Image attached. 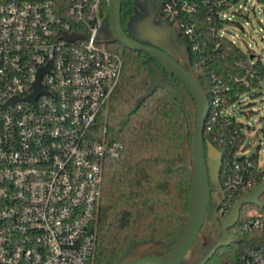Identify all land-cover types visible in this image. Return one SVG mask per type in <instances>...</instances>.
I'll list each match as a JSON object with an SVG mask.
<instances>
[{
    "label": "built area",
    "instance_id": "built-area-1",
    "mask_svg": "<svg viewBox=\"0 0 264 264\" xmlns=\"http://www.w3.org/2000/svg\"><path fill=\"white\" fill-rule=\"evenodd\" d=\"M108 1L0 0V264H88L93 256L91 222L103 165L123 150L119 141L90 136L123 67L120 56L97 37ZM240 1L159 0V17L185 41L198 74L208 78L205 125L228 128L215 132L213 140L220 145L244 137L231 158L223 156L221 218L241 198L235 197L238 192L264 180L260 143L255 159L253 153L241 154L252 127L231 114L243 94L231 93L215 70L217 59L235 48L245 59L236 62L240 76L231 80L246 90L264 80L259 57L227 36L229 15L242 16L241 6L231 11ZM256 1L264 14V0ZM73 35L78 37L72 40ZM36 84L42 93L30 101ZM230 96L236 99L232 104ZM232 120L242 126L229 128ZM257 132L264 136V125ZM259 199L263 207L252 204L239 214L230 235L264 236V193ZM224 264H264V237L258 246L244 247L237 263Z\"/></svg>",
    "mask_w": 264,
    "mask_h": 264
},
{
    "label": "trees",
    "instance_id": "trees-1",
    "mask_svg": "<svg viewBox=\"0 0 264 264\" xmlns=\"http://www.w3.org/2000/svg\"><path fill=\"white\" fill-rule=\"evenodd\" d=\"M135 0H122L120 20L123 30L129 17L133 14ZM157 14L160 15L159 0H153ZM108 7H105L107 18ZM184 44L185 41L180 39ZM108 49L118 54L123 67L120 79L109 102L100 111L96 123L90 131L93 139L107 142H121L123 150L114 160H106L103 165L100 197L96 206V213L91 222V231L95 235L94 253L88 264H112L113 254L121 253L133 242L144 240L169 241L173 239L182 226L181 216L188 212V198L190 181L188 173L183 169L179 159L182 152V138L184 130L191 129L189 115L192 110L184 113L180 103L167 91L157 88L138 108L136 100L144 94L149 85L145 61L161 70L163 68L151 57L141 51H131L119 43L108 44ZM230 56L224 60L217 59L219 77L229 85L230 91L245 93L232 78L239 77L235 64L244 60L238 49H230ZM192 68L200 80L201 86L208 93L209 81L206 76L198 74L190 57ZM259 67L260 78L264 77V66ZM167 81L175 89L182 83L173 76ZM258 82H255L256 85ZM178 93V92H177ZM229 104L236 99L230 96ZM240 128L242 123L232 125ZM228 128L216 125L203 129V137L210 141L225 158L232 157L244 140H235L218 145L213 140L215 132ZM191 144L193 134L186 136ZM256 153L251 155L255 159ZM224 162L221 169L224 167ZM220 171V181H221ZM249 189L241 190L235 196H244ZM227 194V191H225ZM253 207L245 204L240 210V218ZM239 242L216 250L212 258L205 264L237 263L244 247H256L264 236L258 233L238 234ZM173 242L161 248L160 255L167 253Z\"/></svg>",
    "mask_w": 264,
    "mask_h": 264
},
{
    "label": "water",
    "instance_id": "water-1",
    "mask_svg": "<svg viewBox=\"0 0 264 264\" xmlns=\"http://www.w3.org/2000/svg\"><path fill=\"white\" fill-rule=\"evenodd\" d=\"M121 4L122 0L108 1L107 19L102 23L97 37L106 44L119 43L131 51L147 54L168 75H173L182 82L181 94H178L162 72L145 61L149 85L136 100L135 106L138 108L157 88L164 89L177 99L184 113L193 111L189 119L193 138L189 145L186 138L189 130H184L179 159L188 173L190 190L188 212L186 216H181L183 223L177 235L169 241L148 239L133 242L121 253L113 254L112 264H205L218 248L240 241L237 236L230 235L228 229L238 220L243 205L263 207L259 198L264 193V180L239 198L227 217L217 218L220 201L225 197L219 176L223 153L203 137L208 96L192 68L188 49L177 31L157 15L151 0L135 3L137 11L128 19L125 32L120 20ZM77 37L78 35H73L71 39ZM43 73L44 71H40L38 78ZM41 93L36 84L35 93L28 99L34 101ZM212 187L220 193L221 199L213 203V225L209 226L205 223V217ZM169 242H173L170 250L160 255L159 250Z\"/></svg>",
    "mask_w": 264,
    "mask_h": 264
},
{
    "label": "rangeland",
    "instance_id": "rangeland-1",
    "mask_svg": "<svg viewBox=\"0 0 264 264\" xmlns=\"http://www.w3.org/2000/svg\"><path fill=\"white\" fill-rule=\"evenodd\" d=\"M240 6L242 7V16L229 15L232 24L227 26L229 31L227 36L235 42L237 47L253 51L254 55L264 63V14L261 9L262 5L256 0H241L232 7L231 11L238 12ZM231 114L246 126L252 127L245 140L247 147L243 149L241 154L250 156L260 143L259 160L260 164L264 166V136L257 132L264 125V80L258 87L243 93L239 101L233 106ZM190 115L192 117V114ZM186 130H189L188 127Z\"/></svg>",
    "mask_w": 264,
    "mask_h": 264
},
{
    "label": "flooded vegetation",
    "instance_id": "flooded-vegetation-1",
    "mask_svg": "<svg viewBox=\"0 0 264 264\" xmlns=\"http://www.w3.org/2000/svg\"><path fill=\"white\" fill-rule=\"evenodd\" d=\"M137 1H140V0H135L134 1V9H133V14L137 11V9H136V6H135V3L137 2ZM152 1V3H153V5H154V7L156 8V6H155V4H154V2H153V0H151ZM156 11H157V9H156ZM132 14V15H133ZM131 15V16H132ZM158 15V14H157ZM130 16V17H131ZM159 16V15H158ZM129 17V18H130ZM128 22V21H127ZM127 24V23H126ZM125 32H126V26H125V30H124ZM191 61V60H190ZM180 64V63H179ZM192 65V64H191ZM161 71V70H160ZM162 72V71H161ZM165 72V71H164ZM166 73V72H165ZM162 74L164 75V73L162 72ZM166 75H167V79H169V81L171 82L172 81V79H173V75H168L167 73H166ZM165 76V75H164ZM176 89H178L179 91H177L178 92V94H181V88H182V86H183V84L181 83L180 85H179V87H177V85L174 83V85H173ZM192 113H193V111H192ZM193 115V114H192ZM191 118V115H189V119ZM215 201H219V198H218V191L216 190V188L215 187H212L211 188V192H210V201H209V205H208V207H207V211H206V217H205V223H207L209 226H212L213 225V220H212V218H211V214H212V207H213V203L215 202ZM217 218H221V217H219V216H217ZM203 229H206V227L205 226H203Z\"/></svg>",
    "mask_w": 264,
    "mask_h": 264
}]
</instances>
